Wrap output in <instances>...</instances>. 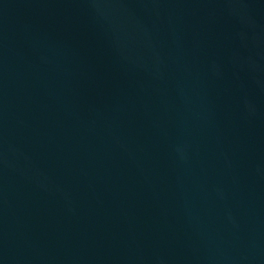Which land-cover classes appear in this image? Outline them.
I'll return each instance as SVG.
<instances>
[{"label":"water","instance_id":"water-1","mask_svg":"<svg viewBox=\"0 0 264 264\" xmlns=\"http://www.w3.org/2000/svg\"><path fill=\"white\" fill-rule=\"evenodd\" d=\"M0 264H264V0H0Z\"/></svg>","mask_w":264,"mask_h":264}]
</instances>
